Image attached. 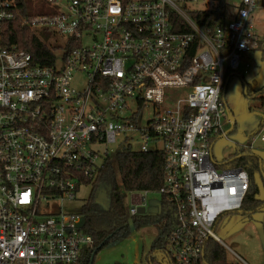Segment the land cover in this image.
<instances>
[{"label": "built area", "instance_id": "1", "mask_svg": "<svg viewBox=\"0 0 264 264\" xmlns=\"http://www.w3.org/2000/svg\"><path fill=\"white\" fill-rule=\"evenodd\" d=\"M18 1L0 0V264H78L95 244L84 215L52 206L74 201L128 148L165 153L158 192L177 217L166 251L176 264H207L217 223L250 190L248 170L222 167L213 147L232 123L228 72L261 40L249 26L256 0L213 32L173 0H33L44 5L36 14ZM16 19L51 33L46 63L7 45ZM149 193H130L131 216L149 213Z\"/></svg>", "mask_w": 264, "mask_h": 264}, {"label": "trees", "instance_id": "2", "mask_svg": "<svg viewBox=\"0 0 264 264\" xmlns=\"http://www.w3.org/2000/svg\"><path fill=\"white\" fill-rule=\"evenodd\" d=\"M29 1L32 0H19L18 3L21 8H25ZM211 1L216 4L215 9L190 11L196 24L207 32H213L217 26H222L226 22V0ZM176 18L179 31L191 30L181 16L178 15ZM5 36L8 46L16 44L29 50L41 63H46V58L51 56L54 41L49 32L37 34L23 27L20 20L16 19L7 25ZM257 47L264 50V39L258 42ZM233 73L229 71L228 75ZM246 93L250 95V87L246 88ZM263 126L264 123L259 131ZM164 165L165 153L162 151L138 152L129 148L117 151L107 160L82 209L85 229L93 236L95 244L93 248L84 252L78 264H94L98 252L103 247L129 236L132 224L139 229L149 223L158 224L161 233L147 255L148 264H162L156 257L158 253H165L170 264H176L166 251V245L177 220L175 204L166 196H162L157 213L131 216L124 202L125 193L158 192L165 180ZM221 166L244 167L248 170L250 190L239 213L247 218H253L254 213L264 209V201L258 198L260 189L256 182V174L264 172V169H261L260 157L254 152L251 144L237 146L235 152L221 162ZM102 195L105 199L97 201ZM205 255L207 264H243L230 261L225 247L214 239L207 241Z\"/></svg>", "mask_w": 264, "mask_h": 264}, {"label": "rangeland", "instance_id": "3", "mask_svg": "<svg viewBox=\"0 0 264 264\" xmlns=\"http://www.w3.org/2000/svg\"><path fill=\"white\" fill-rule=\"evenodd\" d=\"M179 9L186 14L194 10L215 9L216 4L211 0H173ZM226 20H231L237 12L242 0H226ZM28 12L36 14L44 8L42 1L27 2ZM249 26L264 39V0H256V8L252 13ZM249 64V66H247ZM225 109L235 120V131L225 136H220L214 142L213 156L216 163L228 159L237 146L253 145V150L260 157L264 169V141L259 133L260 126L264 123V50L254 48L245 53L242 65L238 72L227 76ZM250 87V95L246 88ZM184 91L175 89L172 91L176 100ZM264 127V126H263ZM231 125L224 127L225 132ZM259 133V134H258ZM138 144V143H136ZM93 186L86 185L80 189L74 201H58L53 208H63L67 212L82 213L84 204L92 193ZM148 206L160 208L162 195L159 192H151L147 196ZM124 202L130 209L132 201L130 193L124 194ZM62 204V207L60 206ZM141 215L149 214L142 212ZM161 233L158 224H145L141 228L131 225V232L125 239L114 241L103 247L97 254L94 264H135V244L144 242V259ZM215 235L218 237L232 262L243 264H264V209L254 213L253 218H247L241 213H229L223 215L217 223ZM157 259L162 264H170L165 253H158Z\"/></svg>", "mask_w": 264, "mask_h": 264}, {"label": "water", "instance_id": "4", "mask_svg": "<svg viewBox=\"0 0 264 264\" xmlns=\"http://www.w3.org/2000/svg\"><path fill=\"white\" fill-rule=\"evenodd\" d=\"M235 127H236L235 120L232 119L231 128L227 131V134L231 133L235 129ZM261 169H262V164H261ZM256 182L260 189V196L258 198L264 201V172L263 171L261 173L256 174ZM100 199H105V196L102 195L101 198H99L97 201H99ZM141 211L142 212L146 211V208H142ZM148 211L149 213H157L159 211V208L150 207Z\"/></svg>", "mask_w": 264, "mask_h": 264}, {"label": "crops", "instance_id": "5", "mask_svg": "<svg viewBox=\"0 0 264 264\" xmlns=\"http://www.w3.org/2000/svg\"><path fill=\"white\" fill-rule=\"evenodd\" d=\"M236 15H237V12L233 15L232 19L235 18ZM225 93H226V89H225ZM224 97H225V94H224ZM252 149H253V145H252ZM134 241H136V242L139 241L137 245L135 244V256H136L135 264H148L147 261L143 260L144 255H145L144 254V242H143V240L134 239Z\"/></svg>", "mask_w": 264, "mask_h": 264}]
</instances>
